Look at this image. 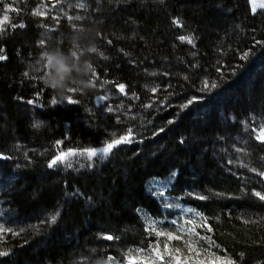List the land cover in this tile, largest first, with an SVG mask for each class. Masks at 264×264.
I'll list each match as a JSON object with an SVG mask.
<instances>
[{"label": "trees", "instance_id": "16d2710c", "mask_svg": "<svg viewBox=\"0 0 264 264\" xmlns=\"http://www.w3.org/2000/svg\"><path fill=\"white\" fill-rule=\"evenodd\" d=\"M0 57V264H264V9L0 0Z\"/></svg>", "mask_w": 264, "mask_h": 264}, {"label": "snow or ice", "instance_id": "6c2138e0", "mask_svg": "<svg viewBox=\"0 0 264 264\" xmlns=\"http://www.w3.org/2000/svg\"><path fill=\"white\" fill-rule=\"evenodd\" d=\"M250 3H251V11L253 13H255L257 7L261 8V9H264V3H260L259 5H257L255 0H250ZM4 19L7 20V16L6 15H5ZM21 27H22V25H21ZM179 39L187 40L188 43H192V40L190 38H187V37H184V36L179 37ZM0 59H3V57H0ZM119 91L120 92H124L125 91L124 85H122V84L119 85ZM69 102H72V101H69ZM109 110H111V109H109ZM129 139H130L129 136H125V137H121L120 139L113 140L112 142L106 144V146L100 148L99 150H97V149H88V150H86V155L89 158L96 156L98 152L102 156L103 155H107L116 145L122 144V143H127L129 141ZM258 139H260L262 142H264V132H262L260 134ZM72 154L73 153H64L61 156L56 157V159L51 161L49 166L51 167L52 165H54L57 162V160H62L64 156L72 155ZM255 195L257 197H259L261 200H264V194H261V193L257 192V193H255ZM201 198H203V197H201ZM209 231H211V229H209ZM157 235H163V233H157ZM174 238H179V237H173V236H171V234L168 235V239L169 240L174 239ZM107 239L111 240L112 237L108 236ZM165 249H167V245H165ZM177 251H179V250L177 249ZM6 254H7L6 252L0 251V256L6 255ZM157 256H158V258L160 260H163V256L159 255L158 250H157ZM176 264H181L179 259L176 260ZM228 264H231V262L229 261Z\"/></svg>", "mask_w": 264, "mask_h": 264}, {"label": "rangeland", "instance_id": "374dc122", "mask_svg": "<svg viewBox=\"0 0 264 264\" xmlns=\"http://www.w3.org/2000/svg\"><path fill=\"white\" fill-rule=\"evenodd\" d=\"M255 2H256L257 5H259L260 3H264V0H255ZM258 9H259V7H257L256 10H258Z\"/></svg>", "mask_w": 264, "mask_h": 264}]
</instances>
